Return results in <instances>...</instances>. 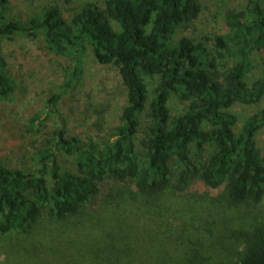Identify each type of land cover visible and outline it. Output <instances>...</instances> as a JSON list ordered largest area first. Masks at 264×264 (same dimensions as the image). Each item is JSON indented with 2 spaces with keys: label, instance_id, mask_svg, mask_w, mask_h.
Here are the masks:
<instances>
[{
  "label": "trees",
  "instance_id": "obj_1",
  "mask_svg": "<svg viewBox=\"0 0 264 264\" xmlns=\"http://www.w3.org/2000/svg\"><path fill=\"white\" fill-rule=\"evenodd\" d=\"M8 5L0 101L12 92L3 45L17 37L42 39L73 73L45 104L54 129L35 138L44 116L27 131L12 114L0 123L12 157L31 164H0L2 264H264V74L248 79L264 55V0L225 7V30L200 39L185 32L206 0H102L69 16ZM89 52L117 66L126 105L113 134L82 141L59 105ZM147 79L158 84L141 139ZM238 105L257 110L240 119Z\"/></svg>",
  "mask_w": 264,
  "mask_h": 264
},
{
  "label": "rangeland",
  "instance_id": "obj_2",
  "mask_svg": "<svg viewBox=\"0 0 264 264\" xmlns=\"http://www.w3.org/2000/svg\"><path fill=\"white\" fill-rule=\"evenodd\" d=\"M100 1L102 0H8V8L14 15L23 14L26 16L36 7L42 8L57 4L61 6L65 15L69 16L77 5L88 2L99 3ZM245 1L235 0L229 4L221 0H206L208 10L195 21L192 28L185 34L200 39L204 35L224 31L222 9L225 7L243 9L246 6ZM41 42L42 39L28 41L17 37L14 41L6 42L3 45L7 63L6 73L12 84V92L6 100L0 101V123L6 116L12 114L11 121L16 120L27 131L32 125L33 117L44 116L31 131L35 138L50 128H55V119L53 116L46 115L45 104L54 93L59 92L65 79L67 80L73 73L69 57L55 52H47ZM81 64V73L60 103L59 108L66 118L71 133L79 136L82 141H86V139L95 138L100 134L111 135L114 133L116 126L120 123L122 108L126 105V94L117 66L99 65L91 52ZM255 67L248 77L249 80H254L257 76L264 74V55H261L255 62ZM147 84L148 104L146 115L141 120L139 135L141 139L148 131L147 113H150V103L154 99V90L158 82L147 79ZM174 109H178L176 104H174ZM256 110V107L238 105L232 112L238 118L244 119ZM11 139L9 133H3L0 129V164L31 167L28 158L12 157L14 148L7 145ZM62 156L64 165L68 169H73V157ZM194 186L201 191L205 192L206 190L200 183H195ZM2 263L3 260H0V264Z\"/></svg>",
  "mask_w": 264,
  "mask_h": 264
}]
</instances>
